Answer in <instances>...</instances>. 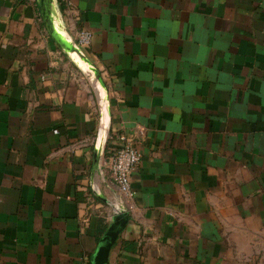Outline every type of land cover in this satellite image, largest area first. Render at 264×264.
Listing matches in <instances>:
<instances>
[{
  "label": "crops",
  "instance_id": "crops-1",
  "mask_svg": "<svg viewBox=\"0 0 264 264\" xmlns=\"http://www.w3.org/2000/svg\"><path fill=\"white\" fill-rule=\"evenodd\" d=\"M73 1L0 0V264H91L122 135L142 159L108 264H264V0Z\"/></svg>",
  "mask_w": 264,
  "mask_h": 264
},
{
  "label": "built area",
  "instance_id": "built-area-1",
  "mask_svg": "<svg viewBox=\"0 0 264 264\" xmlns=\"http://www.w3.org/2000/svg\"><path fill=\"white\" fill-rule=\"evenodd\" d=\"M66 12L75 11L73 0H60ZM95 38V33L88 27H83L78 32V44L82 47L90 46ZM121 144L110 147L103 158V166L111 182L116 185L118 192L108 204V218L112 221L115 214L121 211H131L134 208L135 192L132 186L133 173L141 162L142 154L134 141L127 135L119 137ZM89 220H83L87 223ZM84 264H90L84 262Z\"/></svg>",
  "mask_w": 264,
  "mask_h": 264
},
{
  "label": "water",
  "instance_id": "water-1",
  "mask_svg": "<svg viewBox=\"0 0 264 264\" xmlns=\"http://www.w3.org/2000/svg\"><path fill=\"white\" fill-rule=\"evenodd\" d=\"M70 48H71L70 50L76 55L74 58L76 64L81 68L84 67L87 69L88 67L87 60L85 58V55L80 50L78 44L74 42L72 43V46ZM100 105L105 118L101 126V129L99 131L98 141L107 142L109 138V121L107 118L109 108L107 107V104L104 101V97L101 95H100ZM103 154L104 153L102 152H98L97 164L99 166L102 165ZM128 219H129L128 211H121L114 215L111 224L109 225V227L107 228V230L105 231V233L98 242V246L93 254L91 264H108L110 251L114 246V244L116 243L120 233L125 228Z\"/></svg>",
  "mask_w": 264,
  "mask_h": 264
}]
</instances>
